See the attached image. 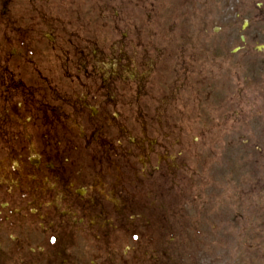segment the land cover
Segmentation results:
<instances>
[{"label": "flooded vegetation", "instance_id": "1", "mask_svg": "<svg viewBox=\"0 0 264 264\" xmlns=\"http://www.w3.org/2000/svg\"><path fill=\"white\" fill-rule=\"evenodd\" d=\"M96 2L138 9L143 0H0V264H177L172 257H180L173 256L175 204L159 203L176 185L175 123L166 114L177 113V84L191 90L200 70L189 59L177 67L172 55L167 77L159 70L150 84L151 56L136 21L144 12L105 6L101 14ZM83 3L88 11L76 7ZM236 3L241 15L252 6L248 40L252 56L264 57L256 50L264 48L256 41L264 37V0ZM96 20L116 41L108 55L97 47ZM251 66L264 71V60ZM217 69L227 72L223 59ZM239 113L231 108L218 130ZM230 130L238 136L236 125ZM249 211L253 230L262 231L264 211L259 223ZM237 249L252 251L255 264L262 247ZM232 258L240 264L237 252Z\"/></svg>", "mask_w": 264, "mask_h": 264}, {"label": "rangeland", "instance_id": "2", "mask_svg": "<svg viewBox=\"0 0 264 264\" xmlns=\"http://www.w3.org/2000/svg\"><path fill=\"white\" fill-rule=\"evenodd\" d=\"M85 4L76 7L81 11H88L89 4L87 3L86 6ZM53 5L57 6L58 4L53 3ZM106 5L113 6L109 9L115 11L136 10L135 7H127L126 5L120 7L116 3ZM132 5L134 6V3ZM236 5V0H149L145 4L142 3L144 13L157 12V14L151 15V18H144L143 15V19L136 20L138 26L144 28L142 30L144 43L150 42L153 44L152 48H155L153 51L151 47H147L151 56L156 52L161 53L160 61L171 62V56L163 55V53L167 54L165 47L169 46L172 54H175L173 56L174 61L189 59V65L201 71V73L198 71L196 77L192 79L191 90L181 91L175 101L177 109L186 113L192 107L190 95L196 90L195 93H200L202 97V108L207 113L205 118L198 113L190 115L186 113V117L183 115L176 116L179 128L176 125V142L173 154L177 164V172L184 170L202 171V165L196 161H202L204 156H208L205 169L207 178L203 179L202 176H199L198 179H192L191 176L185 178V182H188L191 190H194L192 199H196L195 204L192 202L189 206V200L184 195L177 196L175 194V200L180 202L182 206L175 207L178 223L173 225V230L177 232L179 228H183L182 231H185L187 235L184 236L181 233L174 238L177 254L173 256L180 257L179 259L172 257V260L177 264H229L235 252L239 254L240 264H253V260L248 262V259L253 258L252 251L237 249L243 247L244 242L254 243L255 248L257 246L262 247L256 256L255 264H264V224L261 225L262 231L253 230L249 211V209L256 211L254 214L257 217V223H259L264 206H249L252 198L248 199L245 195L241 196L243 187H249L250 183L256 180L257 174L254 172L260 170L258 163H255L254 160H260L261 155H264V132L261 130L264 128V110L262 107L264 106V90L260 89L258 91L260 94H257L256 90L250 86L245 85V87L241 79H238L239 82L236 83L231 77L228 79L225 77L223 80L226 83L223 85L224 87L220 88L218 82L216 83L209 77L214 74L221 59H224L225 67H233L229 71L230 74L232 75L234 72L236 63L232 58L238 56L233 57L235 53L232 50L239 48L240 45L238 36L242 32L239 30L241 19L248 17V13L252 11V6L247 4L244 10L245 16L238 13L240 17L236 18L234 12ZM51 8L54 11L61 10L59 5ZM68 9L71 10L70 7ZM106 9L103 3L96 2V10L99 13L102 14V11H106ZM171 11L176 14L173 20L168 18V13ZM199 13L201 16L198 15ZM103 15L107 16V13ZM115 20L124 22L117 16ZM228 22L232 23L227 24ZM98 23L99 20H96L95 27ZM95 27L93 32L97 39V47L100 48L103 55H108L111 51L110 46H113L116 41L109 39V36H104L99 26L96 29ZM169 27H173L174 32L167 34L165 28ZM150 29L149 34L147 32ZM186 30L189 32L188 35ZM256 41L264 42V37L256 38ZM247 43V48L255 44L251 37ZM201 45L208 48V54L202 52ZM247 51L249 54L251 53L250 49ZM254 59L264 60V57L258 55L254 57L251 53L248 62H253ZM260 73L262 71L257 74ZM237 84L241 87L240 91L237 89ZM221 98L224 101L223 105ZM223 106L242 107L246 111L249 108L258 109L256 112L260 116H252L253 120L247 118V121H245V115L234 117L232 121L235 124L238 122V138L234 137L236 135L233 132L230 134L227 131L221 132L218 127L215 129L202 127L204 124L211 123V121H207L210 117L213 119V123L219 121L221 116L218 114V109ZM254 119L258 120L257 126ZM181 126L182 128H180ZM240 136H244V140L247 139L250 143L240 142ZM209 137L215 140L223 139L225 145H215L214 142L207 145ZM193 138H197L198 141H193ZM227 142H231V144L227 145ZM253 144L261 147L260 152H254ZM210 151H214V153L208 155ZM215 152L220 154L215 156ZM261 169L264 174V162ZM193 184H195V188ZM253 199L256 203L264 202V190L259 189ZM202 204L204 206H200ZM260 207H262L260 211L255 210V208ZM188 253L192 256L189 257Z\"/></svg>", "mask_w": 264, "mask_h": 264}]
</instances>
